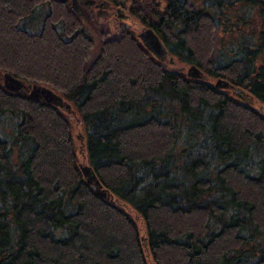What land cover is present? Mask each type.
<instances>
[{
	"label": "trees",
	"instance_id": "1",
	"mask_svg": "<svg viewBox=\"0 0 264 264\" xmlns=\"http://www.w3.org/2000/svg\"><path fill=\"white\" fill-rule=\"evenodd\" d=\"M133 2L168 55L229 88L170 70L128 31L90 62L94 39L69 0H0V72L77 105L104 191L79 167L72 105L0 83V264H264V117L252 106L264 103V29L238 35L228 59L215 53L220 23L256 0Z\"/></svg>",
	"mask_w": 264,
	"mask_h": 264
},
{
	"label": "rangeland",
	"instance_id": "2",
	"mask_svg": "<svg viewBox=\"0 0 264 264\" xmlns=\"http://www.w3.org/2000/svg\"><path fill=\"white\" fill-rule=\"evenodd\" d=\"M125 1L119 3L120 7L122 8L121 12L126 14L124 17H120L116 9L111 10L110 8L105 7L108 5L103 0L95 1L97 5L95 4L93 8L87 7L88 9L87 13L83 14L82 16L79 15V17L82 20V23L87 28L90 36H92L94 39V49L92 50L90 56L91 58L90 62H93L95 60V57L102 50L103 48L102 45L105 43V41L119 39L127 31L132 32L137 38L140 39L139 32H141L146 28H149V26H147L143 22L142 14L136 12L137 10H139V6L134 4L133 2L134 0L133 1L125 0ZM157 2H162L164 3V5H166V0H148V4L151 5V7L155 9H159V6H157ZM101 3H103L104 6L101 5ZM261 3L264 4V0H256L255 4L248 3L246 4L247 6L244 5V3L241 5L240 2L238 5L239 8L237 11L238 12L237 17L229 14L228 15V18H230L229 22L226 21L225 23H220L221 25H219V27L216 29L217 31H216V40H215L216 42L215 53L217 56L224 57V59H228L231 56L229 55L230 54L229 49L231 46H233L232 44H235L237 42L235 39L236 37H238V35L239 36L243 35L242 37L248 40L250 39L257 40L259 38V34L264 29L261 27L262 18L259 17V13H260L259 5ZM43 14H44V10L41 12H37L36 13L37 17L31 18V20L29 19L27 27H30L32 29H38V26L42 23L44 17ZM239 19H242V22ZM233 25H237V26H233ZM163 60L165 61V64L168 66L170 70L177 69L182 73L184 72L188 73L189 69L193 66L187 63L182 64L181 63L182 61L180 62L179 57L176 55L175 56L169 55V57L164 58ZM197 66L203 72L204 75H207L206 80H208L211 84L216 86L219 79L212 78L207 74V71L205 69L201 68L199 65ZM3 76L4 74L0 72V83L4 84ZM23 81H25V79H23ZM25 82L32 83L27 81ZM43 85L45 86L44 83ZM46 87H48L47 84ZM241 87L244 88L243 86ZM244 89L246 91H249L247 88ZM9 91L11 92V90ZM230 95L235 97L237 101L243 102L242 96H239L234 92L232 93L231 91H229V96ZM68 102L72 105L73 108L72 110L64 111V113L69 117L71 121V126L73 128L72 133H73V137L75 138V146L78 149V159L80 163L84 164L87 162L86 160H84L85 155L83 153V149H85L84 147L85 139L82 140L80 136L84 133L86 128L85 125H83L81 114L77 108V105L73 104V102L71 101ZM245 102L248 103L247 101ZM252 106L255 107L256 110L264 117V103L262 104L260 102H257L255 99H253ZM129 212H131V215L135 219L136 223H138L141 234H143V236H146L147 234L146 223L144 222L142 217L139 215L138 212L132 210L131 208H129ZM150 263L154 264L152 258H150Z\"/></svg>",
	"mask_w": 264,
	"mask_h": 264
},
{
	"label": "water",
	"instance_id": "3",
	"mask_svg": "<svg viewBox=\"0 0 264 264\" xmlns=\"http://www.w3.org/2000/svg\"><path fill=\"white\" fill-rule=\"evenodd\" d=\"M74 3V2H73ZM74 5H72V8H74ZM118 13L120 17H124V14L121 13V8H118ZM139 37L142 41V43L146 46V48L150 51H152L155 55L159 57V59L162 60L164 56H168V50L158 33L154 31L153 28L149 27L148 29H144L141 32H139ZM188 76L193 78H205V75L203 72L199 69L197 65H193L189 71ZM4 79V87L5 89H9L12 92L13 91H19L22 87L25 86L23 83V79L15 77L12 73H5L3 76ZM216 86H222V87H228L229 83L225 80L219 79ZM32 88V94L36 97H44L45 100H47L50 103L56 104L62 108L66 107L68 109H71V104H69L67 101L64 100L61 95L56 93L53 89L39 84L31 85ZM240 96H243V93L239 94ZM80 169L82 170L84 177L88 182L93 184V187L100 192H104L101 190V182L97 179L96 173L94 169L90 165L80 163L79 164Z\"/></svg>",
	"mask_w": 264,
	"mask_h": 264
},
{
	"label": "flooded vegetation",
	"instance_id": "4",
	"mask_svg": "<svg viewBox=\"0 0 264 264\" xmlns=\"http://www.w3.org/2000/svg\"><path fill=\"white\" fill-rule=\"evenodd\" d=\"M103 1L108 5V6H105V7L110 8L111 10H115L116 9L117 13H118V8H121L119 4H116V3L112 2L111 0H103ZM69 2L71 4V7H72L73 4H75L74 5V8H72V9L74 10V12L77 15L82 16L83 14L87 13L88 9H87V3H86L85 0H69ZM96 5H97V3H96ZM101 5H103V3H101ZM101 5H98V6H101ZM157 6H159V9L158 10H162L165 5L162 2H157ZM122 14H124V16L126 15L125 13H122ZM146 29H148V28H146ZM159 36L162 39L161 35H159ZM167 57H169V55L168 56H164V58H167ZM164 58H162V60ZM206 77H207V75H205V78H201V79L206 80ZM23 83L25 84V86L22 87L21 89H19V91H17V92L16 91H13V92L11 91V92L14 93V94H18V95L21 94V95L29 96V97L35 98L37 100H40V101L41 100H45L44 97H41L40 98L39 96L38 97L33 96V94H32V88H31V85L32 86L34 85L33 83H26L25 81H23ZM45 101H47V100H45Z\"/></svg>",
	"mask_w": 264,
	"mask_h": 264
}]
</instances>
